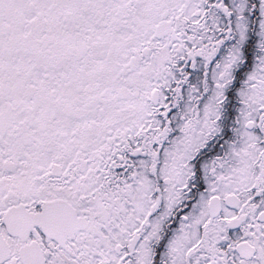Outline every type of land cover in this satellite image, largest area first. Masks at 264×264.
I'll return each mask as SVG.
<instances>
[{
    "label": "snow or ice",
    "instance_id": "obj_1",
    "mask_svg": "<svg viewBox=\"0 0 264 264\" xmlns=\"http://www.w3.org/2000/svg\"><path fill=\"white\" fill-rule=\"evenodd\" d=\"M0 264H264V0H0Z\"/></svg>",
    "mask_w": 264,
    "mask_h": 264
}]
</instances>
